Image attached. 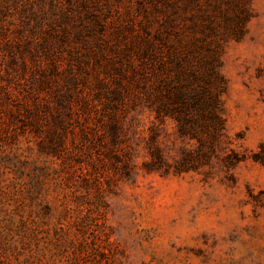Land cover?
<instances>
[{
    "label": "rangeland",
    "instance_id": "obj_1",
    "mask_svg": "<svg viewBox=\"0 0 264 264\" xmlns=\"http://www.w3.org/2000/svg\"><path fill=\"white\" fill-rule=\"evenodd\" d=\"M251 8L223 49L226 138L196 171L147 173L143 148L113 166L76 123H24L27 92L0 87V264H264V0ZM161 140L175 163L172 124Z\"/></svg>",
    "mask_w": 264,
    "mask_h": 264
},
{
    "label": "trees",
    "instance_id": "obj_2",
    "mask_svg": "<svg viewBox=\"0 0 264 264\" xmlns=\"http://www.w3.org/2000/svg\"><path fill=\"white\" fill-rule=\"evenodd\" d=\"M251 7L252 0H0V87L27 92L24 123H76L82 143L113 166L127 159L129 167L143 148L147 173L196 171L219 157L226 138L223 49L247 34ZM169 124L185 144L175 163L161 140ZM223 160L233 169L243 159L231 151Z\"/></svg>",
    "mask_w": 264,
    "mask_h": 264
}]
</instances>
